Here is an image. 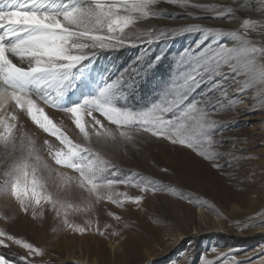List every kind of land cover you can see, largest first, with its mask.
<instances>
[{
  "label": "snow or ice",
  "instance_id": "snow-or-ice-1",
  "mask_svg": "<svg viewBox=\"0 0 264 264\" xmlns=\"http://www.w3.org/2000/svg\"><path fill=\"white\" fill-rule=\"evenodd\" d=\"M164 3L193 20L208 15L233 22L238 15L234 6L197 0H0V200L14 201L18 211L33 220H42L47 210L61 218L65 229L84 234L92 221H85L87 227L71 223L70 212H92L101 202L124 209L126 204L141 205L146 193L175 194V189L139 174L114 179L119 169L107 158L109 150L135 148L155 138L191 149L217 170L239 162L240 157L221 153L222 144L214 137L224 130L218 120L223 111L245 102L264 108V19L242 18L235 30L199 22L145 27L152 19H175L158 9ZM260 15L264 17V10ZM178 34L199 35L158 85V99L147 106L131 105L130 98L164 56L163 49L151 56L150 46ZM137 42L149 48L128 67L117 69L118 75L92 67L98 52ZM46 109L63 113L77 137L69 136L63 121L57 123ZM25 118L58 143L45 138L38 144L24 127ZM225 155L231 159L221 165ZM120 185L136 188L141 195L120 191ZM107 215L122 220L115 212ZM0 219L10 217L0 212ZM250 226H264V221ZM111 227L95 230L103 236ZM111 234L120 232L114 229ZM10 244L26 251L20 257L25 264H34L29 257L45 255L0 229V246ZM258 255L264 264V249ZM0 264L11 262L0 255ZM201 264L210 262L201 259ZM221 264H228L227 259Z\"/></svg>",
  "mask_w": 264,
  "mask_h": 264
},
{
  "label": "rangeland",
  "instance_id": "rangeland-1",
  "mask_svg": "<svg viewBox=\"0 0 264 264\" xmlns=\"http://www.w3.org/2000/svg\"><path fill=\"white\" fill-rule=\"evenodd\" d=\"M197 2L231 5L238 8V15L233 22L211 20L208 15L202 20H193L184 10L164 3L158 9L175 19H152L144 26L167 29L199 22L235 30L242 18L264 19L260 15L264 10L262 0ZM198 35L178 34L152 43L150 55H159L163 49V59L130 98L131 105L147 106L158 99V85L167 79L174 61L193 45ZM146 48L149 45L137 42L133 47L98 52L92 67L99 72L107 68L108 75H118L117 69L128 67ZM241 99L246 100L244 96ZM46 111L57 123L63 121L69 136L77 137L78 131L63 113ZM24 120V127L37 138L38 144L45 138L58 143L54 137L36 129L31 121ZM218 120L224 129L214 137L222 144L219 151L240 157L239 162L233 161L231 168L217 170L191 149L148 138L135 148L106 153L119 169L113 178L134 179L139 174L175 189V194L146 193L141 205L126 204L124 209L101 202L92 212H70L71 223L87 227L85 221H92L91 230L84 234L65 229L61 218L47 210L42 220H33L30 215L19 212L14 201L0 200V212L10 217L7 221L0 219V229L44 251L42 257H29L34 264H201V259L210 264H221L225 259L228 264H238L249 258L261 264L258 254L264 249V226L250 225H261L264 221V108L259 104L250 107L248 102L239 103L233 110L223 111ZM230 159L225 155L219 162L223 165ZM49 190L55 191V187L50 186ZM119 190L132 196L141 195L130 186L120 185ZM189 197L192 203L188 202ZM75 199L79 201L78 196ZM108 211L120 215L122 220L115 221L107 215ZM105 224L112 227L101 236L95 229L103 230ZM114 229L120 232L119 236L111 234ZM0 255L11 264H25L20 257L26 251L17 245L0 246Z\"/></svg>",
  "mask_w": 264,
  "mask_h": 264
},
{
  "label": "bare ground",
  "instance_id": "bare-ground-1",
  "mask_svg": "<svg viewBox=\"0 0 264 264\" xmlns=\"http://www.w3.org/2000/svg\"><path fill=\"white\" fill-rule=\"evenodd\" d=\"M214 1V0H213ZM228 3L231 2V0H226ZM219 3V2H218ZM225 3V2H224ZM207 23H210V24H215L214 22H207ZM25 121V120H24Z\"/></svg>",
  "mask_w": 264,
  "mask_h": 264
}]
</instances>
